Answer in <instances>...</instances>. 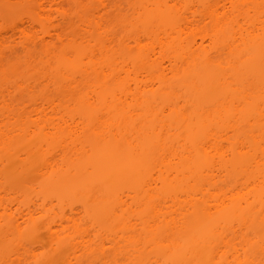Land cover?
<instances>
[{
    "label": "bare ground",
    "instance_id": "obj_1",
    "mask_svg": "<svg viewBox=\"0 0 264 264\" xmlns=\"http://www.w3.org/2000/svg\"><path fill=\"white\" fill-rule=\"evenodd\" d=\"M6 1L0 58L44 59L0 89V264H264V90L198 67L264 77V0H116L120 36L113 0Z\"/></svg>",
    "mask_w": 264,
    "mask_h": 264
},
{
    "label": "rangeland",
    "instance_id": "obj_2",
    "mask_svg": "<svg viewBox=\"0 0 264 264\" xmlns=\"http://www.w3.org/2000/svg\"><path fill=\"white\" fill-rule=\"evenodd\" d=\"M64 5L66 8H73L74 6L68 1L64 0ZM114 2L111 5V8L107 12L106 20L107 24L111 27L116 26L115 31L120 36L122 34L123 25L122 21L129 17L131 12H128L126 9L125 1ZM121 3V6L115 9V5ZM123 7V9H121ZM32 4L30 2H22L21 4L14 5L8 3L6 0H0V25H11L14 22H17L21 17L26 13L31 11ZM76 30V27L71 29L73 32ZM33 57L22 53V49L17 46L15 54H7L5 58H0L2 64L0 65V89L12 86H22L25 87L28 84H40L42 77H30L35 73V69L38 70L39 65L42 64V59L44 56L37 49L32 51ZM58 55V51L55 52V56ZM209 59L202 66H199V72L203 77H206L209 72L217 71L219 73H225L227 77H220V83L223 84L224 88H236L242 91H256L263 92L264 90V77H233L235 76L236 71H240L241 67L238 63V58L235 53L221 52L220 55H217L214 52L209 53ZM29 65H32L31 67ZM185 67V66H184ZM34 69V70H33ZM232 76V77H231ZM124 78V77H123ZM196 78V77H195ZM140 80L146 81L147 84H155L156 80L154 77H139ZM186 82V78L181 77H168V83L165 89L174 90L178 92L181 86ZM45 86H40V90L36 91V99L44 96L45 91L40 92ZM48 95L55 94L52 87L48 92ZM47 94V93H46ZM1 166L0 169L5 168L6 162ZM37 233V236H40ZM48 261L52 264H59L60 259L58 252L49 254ZM46 261L40 263H30V264H45Z\"/></svg>",
    "mask_w": 264,
    "mask_h": 264
}]
</instances>
